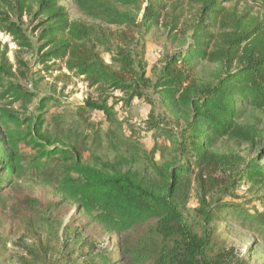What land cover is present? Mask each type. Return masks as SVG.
I'll list each match as a JSON object with an SVG mask.
<instances>
[{"label":"trees","instance_id":"obj_1","mask_svg":"<svg viewBox=\"0 0 264 264\" xmlns=\"http://www.w3.org/2000/svg\"><path fill=\"white\" fill-rule=\"evenodd\" d=\"M62 1L0 0V30L20 49L36 51V64L48 71L59 64L105 95L87 98L78 108L81 115L102 111L122 128L114 105L108 104L112 92L126 96V105L136 98L159 103L178 127L154 112L147 125L153 135L171 141L176 156L156 164L154 142L148 159L154 177L126 169L124 160L86 162L88 150L79 134L45 126L43 110L53 96L40 100L42 112L36 116L15 109L20 103L26 110L35 92L16 82L8 45L0 41V197L14 179L33 176L56 186L63 199L84 213L90 233L116 235L117 259L108 246L83 236L81 228H65L82 246L81 258L66 256L65 264H251L226 244L220 223L235 219L264 234V212H249L212 194L219 185L215 175L228 157L216 149L221 139L245 140L255 148L245 172L251 174L249 180L264 183V132L244 122L248 108L264 111V20L250 12L264 11V0H243L248 6L242 9L238 1L228 5L233 0H186L197 7V17L185 32L177 12L164 22L171 4L176 10L182 0L80 1L93 22L71 19ZM118 5L135 6L138 12H122ZM25 14L37 21V48L19 23L13 24L12 17ZM161 24L180 48L167 56L152 80L145 37ZM204 62L217 64L208 78L199 76ZM195 190L198 206L191 214ZM224 196L233 198L229 191Z\"/></svg>","mask_w":264,"mask_h":264},{"label":"rangeland","instance_id":"obj_2","mask_svg":"<svg viewBox=\"0 0 264 264\" xmlns=\"http://www.w3.org/2000/svg\"><path fill=\"white\" fill-rule=\"evenodd\" d=\"M80 1L83 0H63L62 3L68 8L71 19L93 22L94 20L84 13ZM237 1L236 6L240 9L248 6L243 0H233L228 5ZM135 4L137 5V2ZM173 7L171 4L164 22L177 12L181 17L180 26L183 32L192 28L197 17V7L186 0H182L176 10ZM118 9L122 12H138L135 6L118 5ZM250 12L264 20V11L254 8ZM12 20L13 24L19 23L37 48L35 31L37 21L27 14L22 19L12 17ZM104 26L119 30L114 24ZM179 34H182L181 31ZM134 36L138 35L135 33ZM0 41L8 45L9 58L16 72V82L35 92V98L26 110L20 103L14 105L15 109L28 116H36L42 112L39 109L40 100L46 96H53L55 100L50 101L43 110L45 126L53 132L57 128L63 132L72 130L79 134L82 145L88 150L83 157L86 162L97 164L98 158L102 161L124 160L126 169L131 168L142 175L154 177L151 161L148 160L152 155L149 150L154 142H157L158 146V151L153 157L156 164L162 165L174 160L176 153L171 141L160 134L153 135L147 125V118L154 112L160 117L165 116L170 125L178 127L176 121L159 103H152L147 98H136L130 105H126L124 101L126 96L112 92L108 104L114 105V110L123 123L122 128L116 122L107 120L102 111L86 112L81 115L78 108L87 98L98 100L105 95L101 97L97 89L70 75L65 68L61 69L62 66L59 64L50 71L36 64V51L20 49L12 37L1 30ZM145 43L148 75L152 80H156L167 56L180 48L178 44L180 42L173 43L168 37L167 29L161 24L152 28L145 37ZM216 67L217 64L202 63L199 76L210 77ZM152 98L156 99L155 96ZM2 104L4 102H0V105ZM244 122L256 126L257 132L263 133L264 111L248 108ZM25 149L27 148L23 147V150ZM216 149L228 157L227 163L222 165L215 175L219 185L212 196L215 199L225 198L230 202H236L252 213L264 212V201L260 199L264 197V183L257 184L249 180L251 174L245 172L246 161L257 154L255 148L245 140L221 139ZM261 164L264 166V160ZM226 191L231 192L233 198L224 196ZM196 197L195 190L189 202L191 214H194L198 206ZM87 222L89 218L72 202L63 199V194L56 186L33 176L16 178L3 190L0 197V264H65L66 256L79 260L82 256V246L79 241L71 240V237L65 234V228L69 231L81 228L83 236H88L94 243L108 246L113 258L117 259L119 254L116 252V235L98 236L90 233ZM220 227L222 238L229 247L237 248L245 254L251 264H264L263 233L241 225L235 219L220 223Z\"/></svg>","mask_w":264,"mask_h":264}]
</instances>
